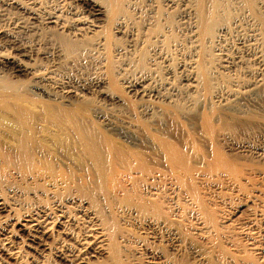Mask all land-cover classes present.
<instances>
[{"label":"bare ground","instance_id":"bare-ground-1","mask_svg":"<svg viewBox=\"0 0 264 264\" xmlns=\"http://www.w3.org/2000/svg\"><path fill=\"white\" fill-rule=\"evenodd\" d=\"M0 17V264H264V170L222 149L264 132V0H0Z\"/></svg>","mask_w":264,"mask_h":264},{"label":"rangeland","instance_id":"rangeland-1","mask_svg":"<svg viewBox=\"0 0 264 264\" xmlns=\"http://www.w3.org/2000/svg\"><path fill=\"white\" fill-rule=\"evenodd\" d=\"M9 15H7V16H4V17H2V21H7V20H5L7 17H8ZM0 19H1V17H0ZM7 19H9V18H7ZM7 23V22H6ZM9 23V22H8ZM10 26H11V24H10ZM244 28V31L242 30V32H239L238 34H232V35H230L229 36V40H228V42L230 43V46H228V48L229 47H231V44H232V46L234 45L235 47L236 46H238L239 47V43L242 41V40H247V39H249L250 37L248 36L249 34H250V31L248 30V27H242V29ZM247 28V29H246ZM247 32H246V31ZM243 32H245V34L243 33ZM248 32H249V34H248ZM244 34V35H243ZM248 34V35H247ZM242 35V36H241ZM247 35V37H245ZM231 36H233V39H231L232 37ZM231 37V38H230ZM239 39H238V38ZM243 38V39H242ZM231 39V40H230ZM241 39V40H240ZM128 40L129 39H126V38H124L123 37V39L121 40V43H126V45L128 44ZM234 40V41H233ZM228 42H227V44H228ZM234 42V43H233ZM229 45V44H228ZM45 46H48V45H45ZM264 47V46H263ZM47 48V51H49V52H52V48H51V46L49 47H46ZM50 48V49H49ZM243 49V48H242ZM244 50V49H243ZM242 50V51H243ZM244 53V55L245 56H247V53L245 54V52H243ZM171 58V57H170ZM175 58V57H174ZM173 58V56H172V59H170L169 60V62H170V64H169V66L171 67V69H170V67H168L167 69L168 70H166V71H172V72H174L175 74H174V77H176L174 80H175V84H177V85H182L185 81H184V78L186 77L185 75L187 74L186 72V70L185 69H183V68H180V66H181V64H183V58L181 59H179L178 57L176 58V60ZM185 60H187V59H185ZM262 60H264V58L262 57L261 58V60L260 59H257L256 58V60H253L252 58H251V62L253 61L254 63H252V64H254V66H256L257 67V65L259 66V64H262V62H264V61H262ZM172 61H174L173 63H171ZM260 61H261V63H260ZM186 62V61H185ZM257 62H258V64H257ZM167 64V63H166ZM176 64V65H175ZM179 64V65H178ZM161 66H162V64H160ZM160 68V71H159V69H158V71H159V75L161 76L162 75V72H164L163 70L165 69H161L162 67H159ZM176 68V69H175ZM173 69V70H172ZM175 69V70H174ZM181 69L183 70V71H181ZM185 70V71H184ZM161 72V73H160ZM184 72L186 73V74H184ZM69 73V72H68ZM85 73H87L88 75L86 76V77H89L90 75H91V72L89 73V72H85ZM163 75H164V73H163ZM185 76V77H184ZM180 82H178V81ZM177 81V82H176ZM241 143V144H240ZM253 144V145H252ZM222 146H224V147H222V149H224L225 150V152H226V154L227 155H230V156H232V157H230L231 159L233 158V159H236L237 158V160H239L240 159V161H237V160H235V161H237V162H239V163H245V161H247V160H249V164L251 163V161H252V163L251 164H253L254 165V167L255 166H257V168L258 167H260V170L262 169V170H264V132H262V134H260L256 139H254V141H252L251 142V144H247V145H245V143H242V142H238V143H234V144H230V143H223L222 144ZM257 148V149H256ZM246 150V151H245ZM250 151V152H249ZM235 158H234V157ZM246 158V159H245ZM243 159V160H242ZM234 161V160H233ZM244 161V162H243ZM257 164V165H256ZM263 167V168H262ZM259 171V170H258ZM264 171H262V177H263V179H264V173H263ZM264 182V181H263ZM247 202V203H246ZM246 202H242V204H244V205H242V204H239L238 205V207H239V209L237 208L236 210H239L240 212L239 213H241V215L238 217V218H243V217H245V215L246 214H248V213H250V209H246V207H245V205H251L252 203H250V201H246ZM240 205H242V206H240ZM241 208H244V210L243 209H241ZM242 210V211H241ZM247 211V212H246ZM239 213H238V215H239ZM241 216H243V217H241ZM141 236H143V234H140ZM167 243L165 242L164 243V249L166 250V251H168V253H170L171 254V251H172V249H171V244L170 243H168V245H166ZM158 245V244H157ZM159 246H160V243H159ZM137 248V251L139 250L140 251V249H138L139 247H136ZM194 252H195V250H193ZM191 249L189 250V249H183V250H181L180 252H182V253H180V252H178V254H179V256H180V258L182 257V255H183V257H185V258H183L182 257V259L185 261L186 260V264H202V262L198 259L199 257L197 256V255H195L196 253H194ZM185 252V253H184ZM142 253V252H141ZM194 253V254H193ZM181 254V255H180ZM185 254V255H184ZM142 255V254H141ZM139 255L138 254V256H139V259L140 260H142V261H140V260H138V258H137V260L135 259L134 261H135V263L136 264H148L146 261L147 260H145V257H144V255ZM173 255V254H172ZM137 256V255H136ZM173 256H175V255H173ZM197 256V257H196ZM50 262L52 263V264H67L64 260H61V259H59V258H56L55 256H53V255H50ZM143 258V259H142ZM53 259V260H52ZM54 262V263H53ZM93 264H100V263H98V262H93Z\"/></svg>","mask_w":264,"mask_h":264}]
</instances>
